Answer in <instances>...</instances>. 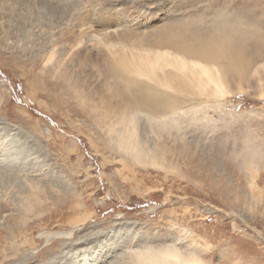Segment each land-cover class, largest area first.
I'll use <instances>...</instances> for the list:
<instances>
[{
    "label": "rangeland",
    "instance_id": "obj_1",
    "mask_svg": "<svg viewBox=\"0 0 264 264\" xmlns=\"http://www.w3.org/2000/svg\"><path fill=\"white\" fill-rule=\"evenodd\" d=\"M79 3L0 0V115L13 125L16 114L27 117L21 131L36 146L22 164L0 153V264L30 256L41 264H133L139 250L169 247L200 264H229L227 248L246 264H264V59L247 92L196 102L199 119L183 122L180 135L160 133L139 114L150 156L139 162L91 113L109 101L104 44L126 43L130 49L117 47L130 52L173 23L212 30L226 6L171 0L141 28L120 23L131 12L127 0H108L87 20ZM247 4L251 14L229 10L227 21L264 29V0ZM86 229L91 239L81 235Z\"/></svg>",
    "mask_w": 264,
    "mask_h": 264
},
{
    "label": "bare ground",
    "instance_id": "obj_2",
    "mask_svg": "<svg viewBox=\"0 0 264 264\" xmlns=\"http://www.w3.org/2000/svg\"><path fill=\"white\" fill-rule=\"evenodd\" d=\"M242 23L223 18L216 21L212 30L198 33L192 32L189 26L186 28L187 24L184 27L177 23L165 25L160 29H181L177 39H161L155 32L152 41L133 42L130 52L117 47H129L126 43L104 44L106 54L103 59L107 67L105 86L109 101L102 110L90 108L91 113L97 115L96 123L106 125L109 137L117 148L131 149L134 153L131 157L144 162L150 156L139 141L138 125L142 120L139 114L144 113L149 126L160 133L167 131L180 135L183 122L190 125L199 119L200 108L196 102H209L213 97L222 101L232 93L247 92L244 85L251 70L258 59H264V31ZM249 45L257 46L252 54ZM53 54L49 55V61ZM256 72L257 68L253 73ZM231 79L237 81L236 91L231 88ZM66 82L63 85L70 91L72 87L68 80ZM77 96L80 98L79 93ZM2 155H5L4 152ZM3 161L1 158L0 164ZM120 174L123 176L122 171ZM135 256L133 264L201 262L193 256H182L171 247L139 250Z\"/></svg>",
    "mask_w": 264,
    "mask_h": 264
},
{
    "label": "snow or ice",
    "instance_id": "obj_3",
    "mask_svg": "<svg viewBox=\"0 0 264 264\" xmlns=\"http://www.w3.org/2000/svg\"><path fill=\"white\" fill-rule=\"evenodd\" d=\"M171 0H127V4L131 8V12L127 18L120 20L121 24H127L130 27H148L151 28V17L163 9L169 7ZM209 2V0H201V3ZM177 4L185 3V0H176ZM85 13V19H90L92 16H97L108 7V0H80L78 5ZM214 7L226 6V8H219L216 19L230 18L229 10H239L241 15L252 13L251 7L247 4V0H214ZM98 26H100L98 24ZM255 28V26H253ZM264 31V29H259ZM181 29L173 27L170 29L158 30V35L161 39L174 40L177 39ZM27 125V117L22 114H16L15 125L7 117L0 115V153L7 149L8 158L14 161L23 163L30 159L35 150L34 141L21 131L20 125ZM7 141V143H5ZM41 156L44 153H40ZM45 163L51 161L45 160ZM85 239H91L95 233L86 229L81 234ZM224 255L230 258L229 264H246V262L239 259L238 254H234L231 248H227ZM219 258V255L218 257ZM23 264H41L39 256L28 257ZM59 264V262H55Z\"/></svg>",
    "mask_w": 264,
    "mask_h": 264
}]
</instances>
